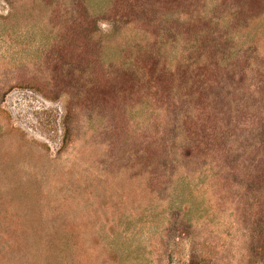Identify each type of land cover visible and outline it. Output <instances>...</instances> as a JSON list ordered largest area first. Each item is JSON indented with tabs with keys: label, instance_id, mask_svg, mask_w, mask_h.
I'll use <instances>...</instances> for the list:
<instances>
[{
	"label": "rangeland",
	"instance_id": "rangeland-1",
	"mask_svg": "<svg viewBox=\"0 0 264 264\" xmlns=\"http://www.w3.org/2000/svg\"><path fill=\"white\" fill-rule=\"evenodd\" d=\"M0 264H264V0H0Z\"/></svg>",
	"mask_w": 264,
	"mask_h": 264
}]
</instances>
